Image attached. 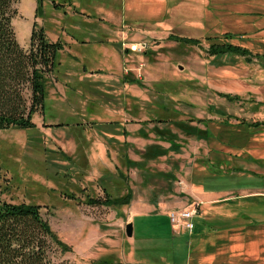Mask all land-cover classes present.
<instances>
[{
  "label": "rangeland",
  "instance_id": "rangeland-1",
  "mask_svg": "<svg viewBox=\"0 0 264 264\" xmlns=\"http://www.w3.org/2000/svg\"><path fill=\"white\" fill-rule=\"evenodd\" d=\"M12 9L22 49L35 24L63 45L35 127L0 130V197L41 207L73 248L53 262L199 264L208 242L207 263L264 264V126H253L264 124V0H14ZM222 44L254 56L209 53ZM204 191L221 201L204 206ZM129 192L128 206L88 204ZM193 208L195 222L208 215L209 238L170 222Z\"/></svg>",
  "mask_w": 264,
  "mask_h": 264
},
{
  "label": "trees",
  "instance_id": "trees-1",
  "mask_svg": "<svg viewBox=\"0 0 264 264\" xmlns=\"http://www.w3.org/2000/svg\"><path fill=\"white\" fill-rule=\"evenodd\" d=\"M38 2L41 5V0ZM13 3L14 0H0V130L35 127L34 115L44 110L46 75L53 72L57 54L63 49L61 43H50L36 24L30 50L22 49L12 28V19L16 14L12 9ZM40 10L39 6L37 11ZM233 37L232 34L224 36L226 39ZM171 38L186 44H199L195 39ZM209 53L212 56L231 53L251 57L248 50L233 44L212 45ZM25 85H30L32 90L30 108L24 102ZM253 126L260 128L264 124ZM131 200L129 192L121 198L91 199L88 204L120 207L130 205ZM57 251L67 254L73 252V248L53 231L50 223L43 218L39 205L14 204L0 197V264H55L52 257Z\"/></svg>",
  "mask_w": 264,
  "mask_h": 264
},
{
  "label": "crops",
  "instance_id": "crops-1",
  "mask_svg": "<svg viewBox=\"0 0 264 264\" xmlns=\"http://www.w3.org/2000/svg\"><path fill=\"white\" fill-rule=\"evenodd\" d=\"M128 31H130V29ZM128 31L118 32L119 33L118 36L120 37L122 43H124V41H127L129 39L130 32H128ZM130 40H132V39H130ZM238 47H241L243 49L248 50L251 53V55L254 56L253 53H252V51L249 49V47H242V46H238ZM256 56H258V55H256ZM215 192L216 191H212V192L204 191L203 193L202 192H199L198 193V197L201 200V202L204 203L203 204L204 206L205 205L208 206L211 203L217 204L218 201H221L220 199L222 198V196H221L220 192L219 191H217L216 193ZM260 197H262L261 199H264V196H260ZM201 208H202V206H201ZM132 213L135 216L137 214V211L136 210H133ZM198 218H200V219H196L195 229L194 230H196V227H197V235L198 236H200V237H202L204 239L209 238L208 235H209L210 232H208V234H207V230L208 229L210 230L211 227H210V224H208L209 223L208 222V218H209L208 215L201 214ZM261 226L263 227L262 230L264 231V224H262ZM252 229H253V227H252ZM185 235H187V234H185ZM174 236H176V233L175 232H174ZM255 240H256L255 237H250V242H254ZM214 242H215V240H214ZM209 244L210 243H208V242H205L204 243V247H203L204 253H202L201 256H200L201 263L198 262L199 264H210V263H207L205 260L214 257L213 254H212V252H208V251L211 250V246H209ZM199 259H198V261H199ZM128 263L135 264L136 262H128Z\"/></svg>",
  "mask_w": 264,
  "mask_h": 264
},
{
  "label": "built area",
  "instance_id": "built-area-1",
  "mask_svg": "<svg viewBox=\"0 0 264 264\" xmlns=\"http://www.w3.org/2000/svg\"><path fill=\"white\" fill-rule=\"evenodd\" d=\"M133 51L142 50L138 47H131ZM197 208L183 210V211H172L169 215L170 222L178 231L185 232L187 234L193 233L195 229V218L197 216Z\"/></svg>",
  "mask_w": 264,
  "mask_h": 264
},
{
  "label": "water",
  "instance_id": "water-1",
  "mask_svg": "<svg viewBox=\"0 0 264 264\" xmlns=\"http://www.w3.org/2000/svg\"><path fill=\"white\" fill-rule=\"evenodd\" d=\"M126 234L129 238L133 237V224L129 223L126 227Z\"/></svg>",
  "mask_w": 264,
  "mask_h": 264
}]
</instances>
